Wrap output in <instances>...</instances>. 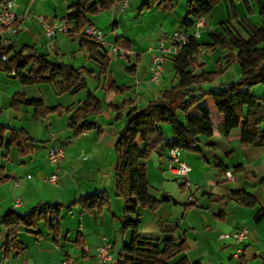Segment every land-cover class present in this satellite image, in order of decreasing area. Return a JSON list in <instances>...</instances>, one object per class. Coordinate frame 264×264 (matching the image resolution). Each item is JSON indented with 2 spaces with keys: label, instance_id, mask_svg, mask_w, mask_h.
Returning <instances> with one entry per match:
<instances>
[{
  "label": "crops",
  "instance_id": "crops-1",
  "mask_svg": "<svg viewBox=\"0 0 264 264\" xmlns=\"http://www.w3.org/2000/svg\"><path fill=\"white\" fill-rule=\"evenodd\" d=\"M7 1L13 3L17 34L6 33L0 39V50H8V57H11L20 49L29 48L51 63H62L74 69L84 68L91 73V77L86 79L85 91L75 95H56L52 85L30 79L29 64L18 65L14 74L0 68V125L10 130L21 129L34 141L32 150L26 155L21 156L13 146L8 150L6 159L1 161L9 180L0 186V216L9 209L27 215L31 209L44 204L67 205L78 196L94 192L105 193L109 206L101 212L81 213L79 207L63 211L56 240L42 223L36 229L22 226L17 234V248L9 253L3 249L5 232L0 226V264H63L67 260L72 264H98L94 258L95 249L104 244L111 246L110 264H117L118 255L129 244L131 233L120 227L123 202L115 192L114 144L124 128L128 110L144 108L175 83L173 54L165 55L159 82L150 81L151 59L159 52L158 42L170 36L175 29L164 19L148 20L153 11H156L157 17L160 15L157 11L174 13L175 6L171 12H163L157 7H142L145 0H119L88 16V21L103 33L107 46L115 45L130 53L126 58H114L108 55L107 46L100 47L109 59L107 72L101 76L99 64L90 59L87 49L82 48L80 34H56L48 39L38 21L41 16L49 23L63 22L64 17L73 11L72 6L77 0H0V7ZM186 1H179L185 9L184 18ZM254 2L257 4V0H247L243 6L252 12L250 5L254 7ZM239 5H236L238 19L248 21L244 16L239 17L242 12L238 9ZM256 8L258 10V6ZM208 16L203 18L205 25L199 30L198 44L211 42L210 39L200 41L207 25L210 28L207 33L221 32L219 26L224 21H208ZM183 20L179 27L192 33L194 27L183 26ZM261 25L262 22L254 26ZM231 26L243 37L239 29L232 23ZM227 54V51L219 49H201L196 56L197 66L202 65L203 72H213L215 63H223ZM195 73H199L196 66ZM239 73L238 66L233 64L202 89L215 93L225 84L237 80ZM263 91L257 87L251 90L258 99H264L257 95ZM18 92L26 99H41L47 108L60 107L63 110L76 108L89 93L99 100L101 111L93 115V122L87 120L95 125L93 130L72 137L68 115L64 112L34 120L29 107L11 110L10 99ZM81 93L86 95L84 100L78 99ZM201 104L209 110L212 136L199 137L193 152L181 151V160L190 168L187 179L191 185L183 186L180 179L178 189H174L172 179L175 181L179 177L169 172L168 148L162 147L143 164L150 196L166 201L154 212L139 209L137 215L129 218L140 221L139 236L142 239L156 241L171 237L176 243L185 241L186 251L171 263L185 258L189 264H233V254L238 247L219 237L246 228L248 239L239 248L243 253L240 263L247 264L251 252L255 258L256 248L261 245L264 248V221L260 224L252 221L257 211L264 210V145L241 146L240 128L226 132L224 118L216 112L210 97H205ZM189 116L200 118L195 109L189 112ZM179 120L183 122V117L180 116ZM260 130H264V124ZM162 132L167 140L172 141L168 126H163ZM52 146L64 150V160L58 167H53L46 160L47 151ZM2 153L3 148L0 155ZM226 171L232 173V181L223 176ZM51 175H56L54 184L47 181ZM236 191L251 195L255 200L254 207L238 202L232 194ZM17 199L20 205L16 207ZM168 229H173V233L167 232ZM81 244L83 252L79 249Z\"/></svg>",
  "mask_w": 264,
  "mask_h": 264
},
{
  "label": "trees",
  "instance_id": "trees-1",
  "mask_svg": "<svg viewBox=\"0 0 264 264\" xmlns=\"http://www.w3.org/2000/svg\"><path fill=\"white\" fill-rule=\"evenodd\" d=\"M119 0H77L73 11L64 17V20L73 22L70 36L80 34V31L93 26L88 16L98 10L108 8ZM180 0H145L144 8L157 7L163 12H171L175 3ZM247 0H187L186 16L183 26H193L197 20L207 17L213 9L223 3L226 14L230 19H238L236 5L245 4ZM258 14L262 25L256 27L242 18L247 37H241L231 26L230 19L220 24V33H210L209 44H198L192 33L188 34L187 42L178 48L174 57L175 83L169 90L162 92L159 99L149 102L142 109H130L125 116V125L115 144L116 161L113 169L116 181V196L123 202V212L119 219L122 230H129L131 239L118 255L117 264H189L185 258L171 263L173 259L186 251L185 241L176 243L171 237L163 240H147L139 236L138 219L131 220L130 216L137 215L139 209L154 212L166 200H155L149 194V184L146 179V169L143 162L151 154L157 153L162 147L178 148L182 152H193L198 144L199 137L212 136V127L209 120V110L201 104L205 97L210 101L216 112L223 116L226 132L240 128V144L243 147H260L264 145V99L256 98L251 90L256 85H264V0H257ZM82 48L90 53V59L99 64V75H105L109 63L101 46L81 36ZM219 49L227 51L224 62H216L213 72H203L202 65L196 63V56L200 50ZM8 50H0V58L6 62L0 65L5 72L14 73L22 63L31 66V80L52 85L56 95H75L86 90V79L91 73L84 68L74 69L62 63L49 62L45 56L37 55L29 48H22L8 57ZM239 68V78L225 84L215 93L204 92L202 87L212 83L225 73L231 65ZM199 69V73H195ZM10 108L13 111L19 107L32 109L33 119H45L49 115H68V128L72 137H78L95 128L89 123V116L97 115L101 111L99 100L87 94L86 100L76 108L62 109L60 107L47 108L41 99H26L21 92L14 94L10 99ZM195 109L200 118L189 116ZM183 117V122L179 120ZM168 126L172 141L165 138L162 127ZM7 133V135H6ZM16 147L18 153L26 155L34 141L23 130H10L0 125V186L9 178L5 174L1 161L6 159L8 150ZM237 201L243 206L254 207L255 200L251 195L242 191L232 192ZM109 198L103 192H94L76 197L67 205L62 203H48L35 207L27 215L14 209L7 210L0 216V226L4 229L2 246L5 253L17 248V234L20 227L36 229L42 223L47 231L56 240L60 230L61 213L73 207H79L81 213L101 212L108 208ZM254 224L264 221V210L256 212L252 219ZM167 232L173 233V229ZM79 249L83 252L82 244ZM264 264V263H263Z\"/></svg>",
  "mask_w": 264,
  "mask_h": 264
},
{
  "label": "built area",
  "instance_id": "built-area-1",
  "mask_svg": "<svg viewBox=\"0 0 264 264\" xmlns=\"http://www.w3.org/2000/svg\"><path fill=\"white\" fill-rule=\"evenodd\" d=\"M13 3L11 1L5 2L0 7V39L6 33L17 34V28L15 23L17 17L15 16L13 10ZM38 21L44 31L46 38L51 39L56 34L69 35L73 28V22H68L64 20L61 23H49L45 20L44 17H38ZM203 19H199L194 24V30L192 36L194 38H199V30L204 27ZM80 35L89 39L93 43L105 47L104 35L103 33L94 26H87L80 31ZM188 35L182 30L173 32L170 36L161 38L158 42V54L153 55L151 59V73L150 81L153 83L159 82L163 67L162 64L165 60L166 54L177 55L178 48L183 46L187 42ZM108 55L114 58H126L130 55L129 52L123 51L121 48L115 45H108L107 48ZM6 58H0V64L5 63ZM14 74V73H11ZM181 151L178 148H170L168 150V170L171 174L179 177L181 179L182 185L189 187L191 184L187 179L190 168L181 160ZM46 160L53 167H58L59 164L64 160V150L59 146H52L48 149L46 154ZM223 176L232 181V173L230 171L224 172ZM56 175H51L48 178V182L54 184L56 181ZM20 201L17 199L15 206H19ZM221 240L230 241L232 244L237 246L233 258L235 259L236 264H241L240 261L243 258L242 249L239 247L243 246L248 239V230L246 228H239L229 234H222L219 237ZM94 258L98 264H110L112 262L111 246L109 244H104L95 249ZM63 264H72L71 261H64Z\"/></svg>",
  "mask_w": 264,
  "mask_h": 264
},
{
  "label": "rangeland",
  "instance_id": "rangeland-1",
  "mask_svg": "<svg viewBox=\"0 0 264 264\" xmlns=\"http://www.w3.org/2000/svg\"><path fill=\"white\" fill-rule=\"evenodd\" d=\"M254 4H255V2H254ZM250 6H251V9H253L252 12H249L247 9H245L243 4L240 3V5L238 6V9H239V11L241 10L242 12H241V15L239 17H243V16L246 17L248 19V21L251 22L253 25L261 23L262 19L260 18L259 14H258V10L256 8L258 5L255 4L254 7L252 5H250ZM184 11H185V9H184L183 3L182 2L179 3V1H177L176 5H175L174 13L164 14V13H162L160 11H157V13L160 14L157 17V15H155L156 11H153L152 13H150L148 15V16L151 15L148 20L150 21V19L157 18V19H159L161 21V20L164 19L163 21H165L167 24H170L172 29H175V31H178V30H182V27H179V26H181L182 20L184 18ZM211 19H213V21L218 22V23H219V21H221V22L224 21L225 22V21H227V19H230V18H228L227 14H226V9L224 8L223 3H221L217 8H215L213 10V13L209 14L207 20L210 21ZM230 21H231V23L233 24L234 27H236L237 29L240 30L241 35L243 37H246L247 32H246L244 26L240 23L241 21L239 19H236V20L235 19H230ZM206 24H207V22H206ZM208 24H210V22ZM209 29L210 28L207 25L206 30L204 31V35H202V38H201L200 41H204V40L210 39L207 36L209 34V32L207 33V31H209ZM186 32L188 34H190L189 31L186 30ZM198 39L199 38H197V40ZM146 47L147 46H145V48ZM208 63H211V62H208ZM254 87L260 88V90H264V85H256ZM263 93H264V91L258 93L257 94L258 97H264ZM85 98H86L85 93H81L78 96V99L84 100ZM87 120L89 122H93V116H90ZM65 146H68V145L65 144ZM172 184H174V189H178V186L180 184V178L176 179L175 181L172 179ZM255 253H256L255 254L256 255L255 258L252 257V252H251V254H249V256H248V258L246 260L247 264H263L264 263V248L262 247V245L258 246L256 248V252ZM233 264H236V262H234Z\"/></svg>",
  "mask_w": 264,
  "mask_h": 264
}]
</instances>
